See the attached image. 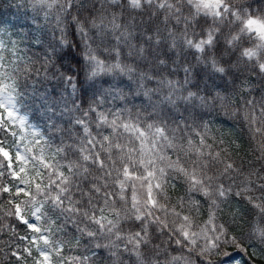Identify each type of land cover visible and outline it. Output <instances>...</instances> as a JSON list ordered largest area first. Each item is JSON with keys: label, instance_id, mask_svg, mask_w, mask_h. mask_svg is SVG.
Instances as JSON below:
<instances>
[{"label": "snow or ice", "instance_id": "obj_1", "mask_svg": "<svg viewBox=\"0 0 264 264\" xmlns=\"http://www.w3.org/2000/svg\"><path fill=\"white\" fill-rule=\"evenodd\" d=\"M44 2L45 0H37L40 4ZM151 2L152 0H145L146 4ZM201 2L204 8L210 10L216 22H219L216 18L223 19V15L238 19V14L225 6L223 0H201ZM128 3L130 7H139L136 0H128ZM105 5L118 8L120 0H69L68 2L70 9H84L93 15L96 14V9L103 10ZM159 6L164 7V4L161 3ZM104 20V16H99V24L96 20H93L92 24L94 27L103 28ZM47 22V15L42 19L34 15L31 23L36 25V28L33 30L29 25L28 32L24 34L25 39L31 41L33 45H43L40 32ZM60 23L61 21L57 19V25ZM148 23L151 21L143 19L139 21L140 25ZM135 24L136 22L133 21V27ZM109 25L112 31L121 29L115 16L109 21ZM124 27L127 28V25ZM245 27L248 33L264 40V22L249 18ZM57 35L59 36L57 47L60 49L58 58L65 68V71L57 72L60 82L66 88H70L72 95L77 98L80 89L85 90L86 98L91 91L93 98L97 99V104L88 106V100L84 104H72V110L79 113V116L75 118L71 127L67 126L60 130V145L56 146L54 151H51L52 145L45 140L44 134L28 123L27 116L20 115L16 110L15 99L18 93L15 73L19 71L20 66L16 65L11 71L9 70L3 55L6 45L0 41V109L6 114V116L0 114V137L6 136L8 129L14 124H18L20 129L28 133L19 135L18 141L13 142L18 168L9 175L18 181V184H13L14 191L4 185L3 193H14L16 197L27 196L31 199L32 193L28 188L33 178L32 174H35L37 188L44 185V176L49 172L52 177L57 178L54 183L46 185L48 189L57 193L54 203L48 202L51 205L50 210L55 213L54 216L45 212L47 208L45 204H33L27 216L33 218L35 222H29L25 219L21 205L15 201L11 202L12 215L31 229V234L20 239L28 241V246L23 248V252L32 256L35 249L38 254L39 258L34 259L32 264H101L102 254L103 257H107V261L103 260V264H123L124 260H129L132 264H148V261H151V264H159L162 258L167 264H205V262L213 264L211 257L217 254L222 244L238 246L236 237L229 236L228 227L222 221V217L228 215L230 223L233 224L240 219L241 205L235 202L236 198H240L252 207L264 204V174L257 169L247 175H241L243 168H237L236 164L227 159L230 154L228 148L221 147L216 150V145L225 143L223 139L216 140L215 144L208 143L210 122L205 121L204 116L210 114L219 105L220 110L230 118H234L237 112L242 111L243 118L250 123L258 120L264 124V94L259 100L252 96L257 87H260L261 92L264 93V86L247 79L241 81L240 92L242 96L246 93L248 97L243 100V109L236 108L230 97L215 92V82L209 84L206 80H202L203 89H207L209 95H201V84L195 83L197 78L195 70L186 64L181 65L179 59L169 63L162 57L160 47L165 41L159 39V33L154 30L150 35L145 27H141L139 38L149 47L132 44L131 33L120 31V34L114 37L115 56H119L123 41L124 45L128 46L126 53L128 57L139 56L144 60L155 57V63L161 69L172 76L182 72L183 79L156 80L155 73L141 74L135 80V86L131 83V76L128 80L121 79L118 82L104 80L100 84L104 94L100 95L95 90V86L85 88L84 82L80 79L82 69L77 50L81 40L87 37V31L82 26L74 24L70 41L67 39L68 33L65 29L58 27ZM203 37L196 42L185 40V44L198 54H202L205 50L211 51L216 39L214 31L206 29ZM56 38L57 36L54 35L53 39ZM167 43L169 48H174L176 45L175 39H170ZM238 43L239 40L233 38L228 46L232 47ZM11 51L17 52L15 42ZM243 55L251 58L254 53L246 51ZM92 63L97 69L93 75L104 73L103 61L92 56ZM212 64L218 73L224 71L222 68H216L215 59ZM113 68L117 71L123 70L119 63L113 65ZM149 84L155 86L149 87ZM193 87L198 90L193 91ZM123 89L135 92L141 102H147L152 110V116L143 118L139 114L133 115L127 105L115 103L123 99L121 95ZM110 100L113 102L111 105ZM230 106H232L231 112L228 111ZM85 107H87L86 112L82 111ZM165 109L169 114H174V120H170L165 115ZM196 109L201 111L197 112ZM148 120L156 122L149 123ZM170 123L173 127H169ZM28 129L31 131L28 132ZM256 131L264 133V128L257 127ZM11 136L17 137L18 133L12 131ZM24 141L27 143L22 145L21 142ZM178 143L186 146L184 151L188 152L190 159L197 160L191 169L179 160L176 154ZM193 145L195 150L190 151ZM21 146L23 151L20 150ZM231 147L238 149L239 145L232 143ZM0 156L7 161L6 165L0 163V177H4L3 169H13V157L4 146V141H0ZM116 156H122L129 163L136 158L135 164L131 167L125 166L123 169L118 168L113 159ZM166 158H168L167 165H165ZM260 158L264 159V151ZM106 163L108 167H105ZM221 164L224 165V176L229 181L227 184L223 183V180L213 184L211 177L205 179V169ZM136 167L140 172L135 171ZM113 172L117 173L116 183L110 186L107 182L113 179ZM232 173H236V176ZM25 174H29L28 181L23 180ZM141 174L145 189L143 199L134 187V181L140 179ZM178 184L183 188V195L178 197L181 207L188 204L192 212L199 214L201 204L208 206L207 218L199 229L195 220L188 214L177 209L169 211L167 206L161 204L165 197L171 199L169 192ZM109 187L116 190L115 194L105 191ZM210 189L215 192V201L209 199ZM257 191L261 195H255ZM93 196L102 198L93 200ZM74 201H80L75 204L77 210L84 206L91 209L82 219L95 229L93 233L82 228L80 221H73L72 217L79 215L78 211H72ZM116 204L127 207L122 211H112V207ZM217 214L221 218L219 226L216 223ZM167 216H175L180 223L169 224ZM58 221L60 223H57ZM68 225H71L76 235H72L70 240L56 238L57 233L69 235ZM125 225L128 226L127 229ZM97 235L101 239L109 240L110 243L103 247L94 243ZM250 240L264 243V228L257 225ZM84 245H88L85 252L69 255L71 249H80ZM193 249L196 251L193 252ZM149 251L153 254L146 260L145 254ZM12 255L20 261V264H26V258L22 255L16 252Z\"/></svg>", "mask_w": 264, "mask_h": 264}, {"label": "clouds", "instance_id": "obj_2", "mask_svg": "<svg viewBox=\"0 0 264 264\" xmlns=\"http://www.w3.org/2000/svg\"><path fill=\"white\" fill-rule=\"evenodd\" d=\"M69 0H45L44 3H37V0H29V4L32 7L33 13L43 18L44 15L48 16V22L44 25L42 31L40 32V38L43 36V47L44 54H34L31 58L27 60L22 66H20L19 71L15 73V79L20 84L30 83L35 85L37 82L35 79H30V77H37L43 86L52 84V86L59 87V77L57 72L59 68L56 66V58L60 52V49L57 47V40L59 36L57 35V29H65L67 39L71 40V31L72 26L75 24L77 26H82L88 35L85 39H82L77 50V55L80 60L81 73L80 79L84 82L85 88H92L95 86V90L103 95V89L100 88V84L104 80H112L118 82L119 80H128L129 76L132 77L131 83L135 86V80L141 74L152 75L155 73L156 80H166V79H175L167 71L161 69L157 63H155V57H150L147 60L141 59L139 56L128 57L127 51L128 46L124 45V42L121 41V51L119 56H115L114 49L116 48V43L114 40L115 36L120 34V31H128L131 33V43L136 45H144L149 47L145 41L137 43L135 36L137 34V28L144 27L138 22L143 19L145 21H151L147 24L152 27L155 31L159 33V39L165 42L170 41V39H175L176 45L174 48H169V51L174 50L179 57L183 52L187 51L189 48L185 44V40L196 42L203 37V32L206 29H212L216 39L214 40V45L211 51L205 50L202 54L197 56V63L202 65L209 75L218 73L213 67L212 61L215 59L216 68H222L224 71L219 73L224 75L229 71L240 72L245 77L250 75H256L257 79L264 78V40H261L258 36L248 33L245 24L247 19H256L258 21L264 22V8H256L252 4V0H223L225 6L231 9L234 13L238 14V19L233 18L232 16L223 15V19L216 18L219 22L214 20V17L210 14V10L203 7L201 0H152L150 4H146L145 0H136V3L139 7H130L128 0H120V6L114 8L109 5H105L103 10L96 9V14L93 15L87 10L84 9H70L68 7ZM163 3L164 7L159 5ZM52 6L49 7L48 5ZM99 16H104V27H94L92 24L93 20H96L99 24ZM116 17V22L121 25V29L117 31H112L110 29L109 21ZM57 19L61 21L57 25ZM204 23H200L201 21ZM133 21L136 22L135 27H133ZM210 21V22H208ZM243 21V23L241 22ZM127 25V28L124 26ZM57 36L56 39L53 37ZM236 38L239 40L238 44H235L232 47H229V43ZM246 51L253 52L254 55L249 58L248 56L243 55ZM92 56H95L98 60L103 61L105 71L97 75H93L97 71L96 66L92 63ZM121 64L122 71H117L113 68L115 64ZM55 69V70H53ZM12 70V69H11ZM10 70V71H11ZM155 85L149 84V87H154ZM195 91V90H193ZM163 95V90L161 92ZM123 97L122 100H117L115 103L121 105H127V107L132 110L133 115L139 114L143 118H148L152 116V110L148 107L147 102H141L135 95V92H130L127 89H123L121 92ZM59 97L53 98L52 102H59ZM88 106H95L97 104V99L93 98V93L90 91L87 98ZM139 101V103L137 102ZM113 102L110 100L109 104ZM79 105V103H77ZM59 106H63L60 104ZM73 106L69 103V106L65 108V112L70 114L72 119L75 121V118L79 116V113H76L72 110ZM82 111H87V107L83 108ZM52 112H58V108H52ZM165 115L169 117L170 120H174V114H169L167 109H165ZM40 117L47 122L49 125V134L54 138L61 135V129L65 128L64 122L58 120L51 115V113L44 109L40 113ZM149 123H155V120H148ZM68 127H71L69 125ZM169 127H173L170 123ZM179 136V132H177ZM35 147V145H33ZM184 147L179 143L176 145V154L179 160L184 166L188 169H191L193 164L197 163V160L190 159L188 157V152L184 151ZM190 151L195 150V146L189 149ZM118 168L123 169L125 166H133L135 164V159L129 163L123 159L122 156L113 157ZM237 168H243L242 164H239L238 160L231 156L227 157ZM168 164V158L165 159V165ZM175 164V161H173ZM56 167V165H53ZM105 167H108V164H105ZM135 171L140 172L138 167L135 168ZM253 170L250 169L247 173L243 172L241 175H247ZM95 175V173H94ZM117 173L113 172V179L107 183L111 186L116 183L115 177ZM171 175V173H170ZM233 176H236V173H232ZM33 178L31 184L28 188V191L32 193L31 199L27 196L20 197L18 200H15L16 203L21 205V208L24 211L25 216H27L31 211V206L33 204H45L47 208L45 212L49 215L48 209L51 208L49 201H53L54 197L57 195L55 191H52L46 187L48 183H54L56 177H52L51 172L44 176V185L37 188L35 186V174H32ZM204 177L212 178V183H220L223 180V183L227 184L228 178L224 176V165H215L211 166L204 171ZM238 179V178H237ZM253 179L255 177L253 176ZM24 181L29 180V174H25L23 177ZM7 181L0 180V193H3V186L6 185ZM183 183V182H181ZM59 187V185H57ZM135 190L139 193L141 199L144 197L145 189L143 187L142 174L141 178L134 181ZM115 194V189L109 187L105 190ZM211 195L210 200L215 201V192L210 189ZM183 195V192L178 195H173L171 199L165 197L161 201L163 206H167L169 211L172 209H177L184 214H188L191 218L195 220L197 227H199L205 222V219H201L202 209L205 208L204 204H201L199 214L192 212L188 204H184L181 207L178 197ZM11 197H16L14 193L10 194V198L5 200L3 203H0V212H3V216H12L13 200ZM102 197L93 196V200L101 199ZM80 203V201H74L72 205V211L79 212V215L73 216V221H80V226L87 229L90 233H93L95 229L83 221V217L86 212H90L91 209L87 206L81 207L80 209L75 208V204ZM258 203V202H254ZM94 206V205H93ZM126 205L116 204L112 207V211H122L123 208H126ZM208 207V206H207ZM253 217L254 219L250 222L249 233L251 234L249 238L252 237L254 228L257 226V222L264 218V204H261L259 207H253ZM166 215V214H165ZM3 216H0V220H3ZM228 216V215H227ZM91 217L89 216L88 219ZM167 222L169 224L178 225L180 221L175 216H167ZM227 225H232L230 223V217L223 221ZM240 219L237 220L235 224H239ZM217 225L221 223V218L217 214ZM47 226V225H45ZM125 225V229H127ZM7 228V222L5 221L3 225H0V230ZM72 234L66 238V240L71 239ZM94 243L99 244L101 247L108 245L109 240L101 239L97 235L96 241ZM88 245H84L80 248L83 252ZM196 249H193L195 252ZM151 251L145 254V259L152 255ZM73 259L75 257H72ZM101 259L107 261V257H102ZM123 264H132L129 260H124ZM148 264H151V261H148ZM159 264H167L166 260L163 258L160 260Z\"/></svg>", "mask_w": 264, "mask_h": 264}, {"label": "trees", "instance_id": "obj_3", "mask_svg": "<svg viewBox=\"0 0 264 264\" xmlns=\"http://www.w3.org/2000/svg\"><path fill=\"white\" fill-rule=\"evenodd\" d=\"M16 3V0H0L1 23L2 20L9 17L11 13H15ZM252 4L256 8H264V0H252ZM200 23H204V21L202 20ZM144 27L146 28L148 34L151 35L153 33L154 29L152 27L147 24L144 25ZM139 31L140 28H137V43L141 42V39L139 38ZM21 48L24 59H29L37 53L44 54L43 45H33L29 40L28 42L26 41V43L23 42ZM160 51L162 57L167 59L169 63L173 60L179 59L181 65L186 64L192 67L197 76L195 81L196 84H201L202 80H206L209 84L215 82V92H220L221 95L230 97L236 108L243 109V100L248 98L246 93L242 96L240 92V84L242 80L247 79L252 83L264 86V78L258 80L256 75L245 77L240 72L232 71H229L224 75L219 73L209 75L205 68L197 63V56L199 54L194 49H188L177 57L174 50L169 51L168 43L163 42L161 44ZM56 66L60 71H65V68L58 57L56 58ZM173 78L182 80L183 73L177 72ZM30 79H35L37 83L35 85L30 83L20 85V96L24 108L23 111L25 112L24 115L28 117L30 125L44 134L45 140L48 144L52 145L51 151H54V148L60 145V136H56L54 138L49 134L48 130L51 125L40 117V113L44 109H47L53 117L58 120H62L65 127L69 125L72 126L74 124V120L71 115L66 113L64 110L69 106V103H86L87 98L84 96L85 90L80 89L79 98H77L72 95L71 89L66 88V86L60 81L57 82L59 83V87L54 88L52 84H48L46 87L41 85L39 79L35 76L30 77ZM192 90L197 91L198 89L193 87ZM200 94L209 95L208 90L203 89L202 84ZM262 94L264 93L261 92L260 87H257V89L252 93V96L256 100H259ZM212 95H214V92ZM55 97L60 98L59 102H52ZM60 104L63 106H59ZM231 107L232 106L228 109L229 112H231ZM52 108H58V112H52ZM181 111H183V108H181ZM196 111L198 112L201 110L196 109ZM0 114L2 113L0 112ZM204 120L210 122L209 128L211 130L208 132L209 144H215L216 140L223 139L225 143L222 145H216V150H219L221 147L228 148L231 156L236 158L239 164L244 166L243 172L247 173L250 169H258L260 173L264 174V159L260 158L262 151H264V133H258L256 131L257 127L264 128V124H261L258 120L250 123L248 120L243 118L242 111L237 112L234 118H230L220 110L219 105H217L215 110L211 111L210 114H206L204 116ZM197 130H199L198 127ZM0 141H4V146L7 147L10 155L13 157V160H15L14 155L9 149V147H11L13 153L15 154L16 151L12 147L13 140L12 137L9 136V129L6 136L0 137ZM232 143L239 145V148L236 149L231 147ZM2 161L7 164V161L0 156V162ZM15 167L18 168V161L16 162ZM4 172V177L6 178L2 177L0 180L7 181L6 186L14 190L12 187L13 178L9 175L11 171L6 169ZM182 192L183 188L178 184L174 190L170 191L169 195L172 197L173 195H178ZM254 194L257 196L261 195L259 191ZM6 198H8V193H0V203H3ZM235 202L241 205L242 216L240 217V222L239 224H226V227H228L229 236L236 237L238 246L222 244L218 249L217 254L211 257L213 264H222L225 257L229 258L231 256L236 264H264V243H259L254 240H250L249 238L251 235L249 233V226L250 222L254 219V209L251 205L246 204V202L242 201L240 198H236ZM206 208L207 205L205 204V208L202 209L201 219L207 218ZM0 216H3V212H0ZM226 219H228V216L224 215L222 217V221ZM5 221L7 222V228L0 230V264H20V261L12 255L13 252L22 255L27 261L29 256L26 252H23V248L28 246V241L26 239L21 240L20 238L31 234V229H28L23 221L19 220L14 215L3 216V220H0V225H3ZM257 225L264 228V218L260 219L257 222ZM67 231L72 235H76L71 225L67 226ZM67 236L68 235L65 233H62L60 238L63 239ZM83 252H85V249ZM83 252L80 249H71L69 251V255H77ZM33 253L37 254L35 249H33ZM102 257L103 254L101 255V258ZM101 264H103V259H101Z\"/></svg>", "mask_w": 264, "mask_h": 264}, {"label": "rangeland", "instance_id": "obj_4", "mask_svg": "<svg viewBox=\"0 0 264 264\" xmlns=\"http://www.w3.org/2000/svg\"><path fill=\"white\" fill-rule=\"evenodd\" d=\"M16 10L14 14H10L9 17L5 18L4 20H2V23H0V29H2V31H0V41H3V43L6 45V49L3 53L6 62L8 63V68L9 70H11L14 66L19 65L22 66L24 63L27 62L28 59H24L23 56V51L21 48L22 43H26V41L28 42L27 39H25L24 34L28 32V26L31 25V27L33 28V30H35L36 25H32V18L35 15L33 13L32 7L29 4V0H16ZM42 23V20L40 21ZM20 35H17V34ZM13 42H15L16 47H17V52L13 53L11 51L12 47H13ZM18 95H16V99H15V105H16V110L20 115H23L22 113V106L19 104V98L18 96H20V91L17 90ZM21 98V97H20ZM139 103V101H137ZM3 111V109H1ZM6 116V115H5ZM28 123L30 124V122L28 121ZM13 129L14 131H16L18 133V136L15 137L16 140L14 141H18L19 135H27L28 133L23 130L20 129L18 124H14L13 125ZM31 129H28V132H30ZM30 139V137H29ZM13 141V142H14ZM23 143H27V141L21 142V144L23 145ZM12 147L15 149L14 145H12ZM21 151H23V146H21ZM15 167H13L14 169ZM11 169V170H13ZM22 187V186H20ZM172 191V190H170ZM170 194V192H169ZM20 197H15V199H12L13 201L18 200ZM49 215L54 216L55 213L53 211H51L50 209L48 210ZM25 219H28L29 222H35L33 220V218H31L30 216H25ZM38 223V222H37ZM57 223H60V221H58ZM57 236L56 238L58 237ZM235 256V255H234ZM233 256V258H234ZM39 258V257H38ZM37 258V259H38ZM34 258L31 256L26 264H32ZM222 264H236L234 262V260L231 257H225Z\"/></svg>", "mask_w": 264, "mask_h": 264}]
</instances>
